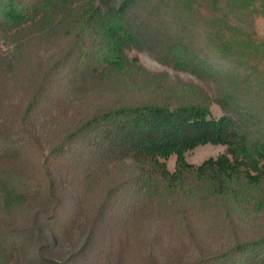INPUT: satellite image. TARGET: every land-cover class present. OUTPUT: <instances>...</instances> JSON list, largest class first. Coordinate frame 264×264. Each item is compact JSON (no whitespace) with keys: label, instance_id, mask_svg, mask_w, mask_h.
I'll use <instances>...</instances> for the list:
<instances>
[{"label":"trees","instance_id":"1","mask_svg":"<svg viewBox=\"0 0 264 264\" xmlns=\"http://www.w3.org/2000/svg\"><path fill=\"white\" fill-rule=\"evenodd\" d=\"M259 16L264 0H0V38L12 42L0 61V212L36 222L19 237L28 242L46 230L47 248L61 245L101 187L98 246L127 210L174 209L196 222L221 209L233 242L188 264H264V230L240 238L233 225V208H258L253 196L264 199ZM134 49L201 79L237 72L238 85H225L218 101L224 114L212 118L202 96L99 98L100 86L140 76L126 54ZM97 99L81 111L82 100ZM207 143L227 151L200 166L186 161L187 151ZM172 155L174 172L166 163ZM128 162L133 175L109 183ZM84 245L62 264H97L101 249L89 235Z\"/></svg>","mask_w":264,"mask_h":264},{"label":"rangeland","instance_id":"2","mask_svg":"<svg viewBox=\"0 0 264 264\" xmlns=\"http://www.w3.org/2000/svg\"><path fill=\"white\" fill-rule=\"evenodd\" d=\"M254 31L258 38L264 39L262 16L256 18ZM11 48V40L0 38V61L5 59ZM126 54L142 68V73L133 82L116 79L112 84L100 86L102 91L108 93L102 92L98 97H107L109 103L147 100L174 102L176 99L190 100L202 96L209 105L211 117L218 119L224 114L218 103L223 88L225 85L235 87L240 80L239 74L232 69L224 71L223 78L201 79L188 71L160 62L148 51L134 49L126 51ZM102 99L95 102L82 100L84 107L81 111L90 110L94 103ZM226 151L225 145L207 143L187 151L185 159L194 166H200ZM176 161L177 155L166 159L171 172L175 171ZM134 171L135 167L128 162L117 168L115 177L108 182L112 183L116 177L128 178ZM102 191L101 187L96 189V194L89 197L86 206L79 208L70 240L62 239L58 246L47 248L44 238L46 230L41 233L42 236L35 233L36 236L28 242L19 237L31 225H36L30 214L19 218L0 212V264H62L85 246L88 235L94 251L101 249L97 264H188L202 256L226 250L233 242L234 231L223 221L221 209H213L196 222H190L174 209L155 208L143 209L136 214L127 210L117 215L113 223L114 235H109L108 241L98 246L103 238L100 230L105 226L97 221ZM253 199L261 203L258 208L248 205L233 208V225L240 238H251L264 230V199L256 195ZM223 227L227 228L222 230Z\"/></svg>","mask_w":264,"mask_h":264}]
</instances>
